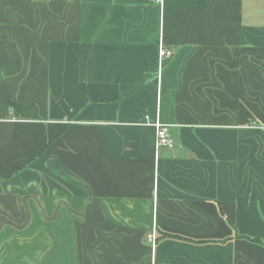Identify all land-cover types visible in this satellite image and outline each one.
I'll return each mask as SVG.
<instances>
[{"label": "crops", "instance_id": "obj_1", "mask_svg": "<svg viewBox=\"0 0 264 264\" xmlns=\"http://www.w3.org/2000/svg\"><path fill=\"white\" fill-rule=\"evenodd\" d=\"M0 264H264V0H0Z\"/></svg>", "mask_w": 264, "mask_h": 264}, {"label": "built area", "instance_id": "obj_2", "mask_svg": "<svg viewBox=\"0 0 264 264\" xmlns=\"http://www.w3.org/2000/svg\"><path fill=\"white\" fill-rule=\"evenodd\" d=\"M154 2L161 6L163 0H154ZM158 54H159V59L163 60L164 58L171 56L172 52L168 51L162 45H160ZM153 126L156 132V143H155L156 150L159 148L172 149L174 146V142L168 134L167 127L163 125L162 123H160L159 121H156L153 124ZM147 240L152 250H154L156 246V241H157V233L155 230H153L150 233V235L147 237Z\"/></svg>", "mask_w": 264, "mask_h": 264}]
</instances>
